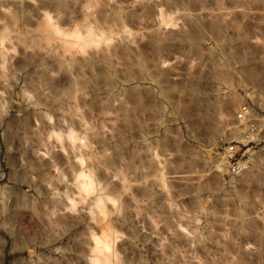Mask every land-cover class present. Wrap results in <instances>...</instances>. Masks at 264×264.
Listing matches in <instances>:
<instances>
[{
  "label": "rangeland",
  "instance_id": "1",
  "mask_svg": "<svg viewBox=\"0 0 264 264\" xmlns=\"http://www.w3.org/2000/svg\"><path fill=\"white\" fill-rule=\"evenodd\" d=\"M246 103L264 0H0V264H264Z\"/></svg>",
  "mask_w": 264,
  "mask_h": 264
},
{
  "label": "built area",
  "instance_id": "2",
  "mask_svg": "<svg viewBox=\"0 0 264 264\" xmlns=\"http://www.w3.org/2000/svg\"><path fill=\"white\" fill-rule=\"evenodd\" d=\"M237 117L239 121H246L249 124V143H257L259 140V136L264 132V115L255 111V109L250 104L246 103L239 108ZM230 151L234 153L235 147H230ZM241 160L238 161L234 157H232V159L230 160L229 163L234 174L239 173V171L242 169Z\"/></svg>",
  "mask_w": 264,
  "mask_h": 264
},
{
  "label": "bare ground",
  "instance_id": "3",
  "mask_svg": "<svg viewBox=\"0 0 264 264\" xmlns=\"http://www.w3.org/2000/svg\"><path fill=\"white\" fill-rule=\"evenodd\" d=\"M90 35H91V34L89 33L88 36H90ZM244 166H245V165H244V163L242 162V167H244ZM80 176H83V174L80 175ZM87 186H89V185H87ZM98 200H99V199H98ZM99 202H100V201H99ZM97 203H98V201H97ZM98 204H99V203H98ZM97 240H98V239H97ZM97 240H96V243H98ZM104 242H105V241H104ZM99 243H100V242H99ZM99 243H98V244H99ZM101 245H103V244H101ZM101 245H100V246H101ZM108 245H109V244H108ZM108 245H107V243L104 244L103 247L105 248V251H106V249H109L110 246L108 247ZM97 248H98V247H97ZM99 251L101 252V249H99ZM102 252H103V250H102ZM108 258H109V257H108L107 255H105V257H104V261L106 262L107 260H109ZM107 262H108V261H107Z\"/></svg>",
  "mask_w": 264,
  "mask_h": 264
}]
</instances>
